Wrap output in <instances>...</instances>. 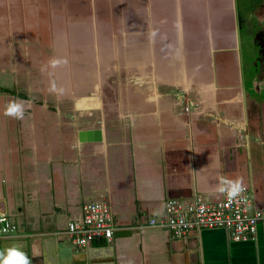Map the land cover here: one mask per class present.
Segmentation results:
<instances>
[{"label":"crops","instance_id":"0c3cea01","mask_svg":"<svg viewBox=\"0 0 264 264\" xmlns=\"http://www.w3.org/2000/svg\"><path fill=\"white\" fill-rule=\"evenodd\" d=\"M29 2L25 24L0 32L23 45H0V210L21 226L0 241V261L16 247L30 264H264V221L255 242L221 229L180 240L149 227L168 199L220 200L237 181L264 210V0H128L139 12L128 22L93 17L96 31L110 27L81 67L84 80L74 68L54 93L67 66L35 61L49 36ZM73 81L94 96L79 102ZM12 101L24 104L23 120L4 114ZM84 131L101 139L83 142ZM102 198L114 239L77 250L67 223Z\"/></svg>","mask_w":264,"mask_h":264},{"label":"built area","instance_id":"2783aa9c","mask_svg":"<svg viewBox=\"0 0 264 264\" xmlns=\"http://www.w3.org/2000/svg\"><path fill=\"white\" fill-rule=\"evenodd\" d=\"M229 196L234 187L224 192L220 200H205L195 196L190 201L168 199L162 219L153 218L149 227L165 228L174 238L186 240L193 232L206 229L224 230L234 242H255L259 224L264 221V210L258 208L252 191ZM117 223L106 199L85 202L81 214L69 220L64 233L77 250H84L94 242L111 243ZM20 227L11 216L0 210V241L16 237Z\"/></svg>","mask_w":264,"mask_h":264},{"label":"rangeland","instance_id":"374dc122","mask_svg":"<svg viewBox=\"0 0 264 264\" xmlns=\"http://www.w3.org/2000/svg\"><path fill=\"white\" fill-rule=\"evenodd\" d=\"M29 1L30 0H23V2L22 0H0V23L2 24V26L0 27L1 33L4 34L8 33L9 35L11 29L13 28L15 29L14 24L17 23V21L18 23H22L21 24L22 26L25 24L26 18L24 16L26 15L27 12H29L30 9ZM35 1H37L36 3L37 6L34 7L36 11L34 10L33 15L29 17H33L36 14H38L37 15L38 17L43 16L46 20V22H44V24H42L41 26V28H43V31L45 32L44 36L45 37L51 36L50 38L48 37V39H44L43 41V45L46 47L45 49L42 50L41 47L33 48V50L37 49L38 53L41 50L46 52L45 55L41 54V56H39L40 58L35 61H42L47 63L51 60L52 61L57 60L62 62L64 66H67L62 69L61 67H59L60 63L56 66L59 67L58 70L59 69L60 70L58 71L59 74L52 81V86L54 87L53 93L55 91V88L59 87L64 82V79L66 80V82L67 81L68 83L70 82V79L65 78L63 73H66L69 76V73H71V71H73L74 68L77 69L76 71H73V73L75 72L77 74L76 80L77 81L84 80L82 79L81 67L86 63H92V55H94L92 52H95L96 50L97 38H100L101 40L102 32H104L107 28L110 27L107 22L105 23L104 27H102L103 23L98 22L96 23V26L97 28H99V31H96L93 22V17H96L95 20L97 19L98 21H101L103 18L106 17L115 16L117 18H120L122 16H125L124 18L128 22L129 19L127 18L130 17L128 15H137L139 13V12H135L131 7L127 8V5L129 3L128 0H35ZM140 1L142 0H139V2ZM27 8L29 9L27 10ZM20 18L22 20H20ZM27 29H29V27ZM85 30H87L91 35V37L88 38L87 43L82 38V33ZM10 36H12V34H10ZM7 42L8 45H5V43L7 44ZM7 42L6 40L0 41V45H2V49H4V47L7 48V46L8 48L10 47L12 48L14 47V45L17 46L22 45L20 39L17 40V38L14 37L8 38ZM54 44L56 45L54 49H52V46ZM32 46H34V42L31 43V47ZM8 51L10 50L8 49ZM85 52L86 55L83 60V58L81 59L80 56ZM7 57L9 63L14 64L16 58L15 54L12 52L11 53L8 52ZM24 57L25 58L23 59V62L26 63L29 56L24 55ZM78 59L79 60L81 59L80 63ZM72 85L74 88H76L74 92L76 95L75 94L74 95L77 96L79 102L85 99L86 95L94 96V93L91 94L90 92L91 90L89 88L87 87L79 88L78 86L77 88L75 87L77 83H75L74 81L72 82ZM24 90H25L23 91L24 96L26 95L34 96L33 92H31V89L30 90L24 89ZM105 91H107V89ZM83 94L86 95L84 96ZM107 94L111 96L114 94V92L111 91L110 93ZM37 95L39 96V98H42L40 93H37ZM81 95H83L84 97ZM49 104H53V101H50ZM74 104L75 102L72 103V107L73 109H76ZM49 106L53 111H58L56 104ZM11 218L13 219V217Z\"/></svg>","mask_w":264,"mask_h":264},{"label":"clouds","instance_id":"9594fccd","mask_svg":"<svg viewBox=\"0 0 264 264\" xmlns=\"http://www.w3.org/2000/svg\"><path fill=\"white\" fill-rule=\"evenodd\" d=\"M50 63L52 67H56L60 61L53 60ZM4 114L17 120H23L25 115L24 104L19 101H12L6 107ZM242 191L243 188L240 186V182L237 181L233 190L229 192V196L232 197ZM0 256H3V254L0 253ZM0 264H30V261L22 251L16 247H12L7 249V256L0 261Z\"/></svg>","mask_w":264,"mask_h":264},{"label":"water","instance_id":"95a60500","mask_svg":"<svg viewBox=\"0 0 264 264\" xmlns=\"http://www.w3.org/2000/svg\"><path fill=\"white\" fill-rule=\"evenodd\" d=\"M92 133H95V134L97 135V136H96V137H97V138H96L97 140L101 139V138H100V133H101V131H96V132H93V131H87V132H86V131H84V132H81V133H80V140L83 141V142L86 141V140H88L87 138H85V136H86V135H87V136L92 135ZM85 139H86V140H85ZM97 140H95V141H97Z\"/></svg>","mask_w":264,"mask_h":264}]
</instances>
